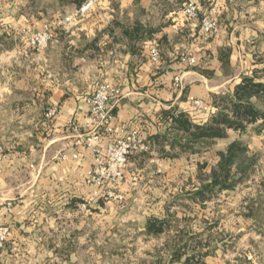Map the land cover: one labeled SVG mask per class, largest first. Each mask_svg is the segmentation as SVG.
<instances>
[{"label":"crops","instance_id":"crops-1","mask_svg":"<svg viewBox=\"0 0 264 264\" xmlns=\"http://www.w3.org/2000/svg\"><path fill=\"white\" fill-rule=\"evenodd\" d=\"M78 1L50 0L53 8L45 15L37 0H0V220L9 226L0 264H150L151 255L126 258L137 239L114 238L113 231L139 225L151 239L148 217L164 216L175 192L166 182L190 171L187 179L194 181L204 152L223 142L215 162L235 140L218 138L201 153L172 148L160 140L172 123L163 110L203 122L210 112L193 111L191 97L213 105L215 94L231 92L254 69L264 80V0H196L202 11L220 4L213 36L183 15L186 0H93L84 12L89 0ZM53 21L54 39L46 49L22 39L25 28L40 30ZM153 46L161 51L157 64L149 59ZM182 54L196 56L197 65L181 62ZM103 81L122 93L113 107L116 134L137 128L149 138L159 136L150 152L131 156L120 204L95 195L87 182L95 161L93 147L82 142L87 99ZM51 107L57 112L48 120ZM153 201L159 204L154 210Z\"/></svg>","mask_w":264,"mask_h":264},{"label":"trees","instance_id":"trees-1","mask_svg":"<svg viewBox=\"0 0 264 264\" xmlns=\"http://www.w3.org/2000/svg\"><path fill=\"white\" fill-rule=\"evenodd\" d=\"M259 72L254 69L251 74L244 75L231 92L215 94L213 105L210 104V118L203 122H196L190 113L184 111L175 113L173 109L163 110V115L170 118L172 123L166 134L161 135V142L168 140L172 148L177 146L182 152L201 153L216 139L226 138L229 129L242 132L255 125L257 133L264 132V80ZM150 139L158 143L157 139ZM165 155L170 154L167 152ZM257 163L258 156L241 139L233 140L225 150L219 151L215 162L200 163L197 181L189 180L183 192L172 193L173 199L165 207L166 214L151 215L147 219V235L159 238L168 233L167 242L162 243L155 254L149 252L156 258L150 264H165V261L173 264L181 262L184 256L183 264H209L206 261L208 256H217L219 250L224 252L228 238L220 241H211L210 238L198 240L204 230L192 231L190 225L183 223H191L193 218L189 211H196V206L207 220V203L220 192L235 190L246 182L255 172ZM259 184L256 197L248 199L246 216L257 218L264 211V176ZM184 199L188 203L180 206L185 207L186 211L183 209L179 215L178 211L171 210L172 206H177L176 202ZM248 261V264H253L251 259Z\"/></svg>","mask_w":264,"mask_h":264},{"label":"rangeland","instance_id":"rangeland-1","mask_svg":"<svg viewBox=\"0 0 264 264\" xmlns=\"http://www.w3.org/2000/svg\"><path fill=\"white\" fill-rule=\"evenodd\" d=\"M37 1L40 3L39 7H41L42 12H44L45 15H47L53 8L50 4V0ZM23 32L24 30H22L21 36ZM205 103L210 106V103ZM197 112L199 113L201 111ZM228 136L230 139L234 138L243 140L248 145L250 151L258 156V163L255 167V172L246 182L240 184L235 190L220 192L212 201H209L207 203L208 208H206L207 220L203 218L204 215L198 210L199 207L196 206V211L199 213L196 211H189V215L193 219L191 223L186 224L184 222L183 225H190L192 231L204 230L203 236L201 235L198 240L203 239L204 241L205 239L210 238L211 241H220L222 238H228V244L225 246V251H218V254L221 253L220 260H213V264H227V262H229V264H248V259H251L253 264H261L262 259L264 258V211H262L261 215L257 218L246 216L244 213L247 211L246 205L248 199L250 197H256L260 186V180L264 176V132H262V134L257 133L255 131V125H253L250 126L247 131L242 133L241 131H230ZM220 147H223V142H216V144L210 147V149L206 150L204 152L205 154L199 158L201 163H212L214 159H216L215 153L218 152V148ZM190 174L191 171L181 172L178 173L175 178L169 179L166 182V187L169 189L168 191H177V188L174 187L180 188L187 186L189 183V179L187 178ZM193 174L195 177L194 182H196V172ZM125 180L126 173L125 179L121 183L105 186L102 189V192L107 193L110 191L112 193V196L105 197L115 199L120 204L125 199L123 192L124 189L122 188ZM167 197H169V195H167ZM164 199L166 200L169 198ZM172 199L173 198H170L168 203H170ZM154 201L149 206L153 210L159 207V204L157 203L155 205ZM185 203H188L187 199L180 200L175 203L177 206L171 207V210L177 211L178 209V211L183 212L184 209V211H186L185 207L180 206L183 204L185 205ZM127 208L128 207H126V209ZM120 227L119 232L113 231V233L115 232L116 234L114 238L135 237L137 239L135 244H133L134 251L131 249L132 246L127 247V250L124 251L126 258L129 260L134 261L135 259L140 260L142 258H147L148 255H150L147 252L149 249H151L152 254H155L160 245L166 243L168 240V233L163 234L159 238L152 236L151 239L147 236H143L138 229L139 225H137L135 230H133L131 226L128 227L127 224ZM169 234L171 235V233ZM155 259V256L152 255L151 261ZM164 263L172 264L167 261Z\"/></svg>","mask_w":264,"mask_h":264},{"label":"built area","instance_id":"built-area-1","mask_svg":"<svg viewBox=\"0 0 264 264\" xmlns=\"http://www.w3.org/2000/svg\"><path fill=\"white\" fill-rule=\"evenodd\" d=\"M93 3L87 1L80 9L86 11ZM220 4L214 2L205 11L201 10L196 0H186L182 7L183 15L192 21H197L200 30L204 35L213 36L219 30ZM67 23L71 21V16L64 17ZM57 22L45 23L42 29H26L22 34V39L29 45L38 49H46L54 39V26ZM161 58V51L157 46L149 50V59L153 64H157ZM180 61L187 66L197 65V57L194 55L182 54ZM175 84H181V77L176 76ZM121 89L108 81L98 84L94 92L88 97L89 105L88 120L85 123L87 131L82 138V142L93 147L94 163L87 171V182L94 186L93 193L100 196H112L108 191L103 193L105 186L121 183L125 179L126 168L132 155L148 153L152 150L151 139L137 128H123L116 134L113 124L115 115L113 112L114 102L120 100ZM193 111L210 112L211 106L197 97H191ZM57 112L55 107H51L46 112V118L51 119ZM108 137L105 144L103 139ZM3 146L0 144V154ZM9 234V226L0 220V254Z\"/></svg>","mask_w":264,"mask_h":264}]
</instances>
